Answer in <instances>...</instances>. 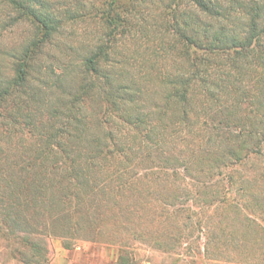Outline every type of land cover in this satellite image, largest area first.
Wrapping results in <instances>:
<instances>
[{
  "label": "trees",
  "instance_id": "16d2710c",
  "mask_svg": "<svg viewBox=\"0 0 264 264\" xmlns=\"http://www.w3.org/2000/svg\"><path fill=\"white\" fill-rule=\"evenodd\" d=\"M75 2L0 0L11 259L47 264V237L85 235L116 264L137 245L181 264H264V0ZM88 19L101 37L61 39Z\"/></svg>",
  "mask_w": 264,
  "mask_h": 264
},
{
  "label": "rangeland",
  "instance_id": "374dc122",
  "mask_svg": "<svg viewBox=\"0 0 264 264\" xmlns=\"http://www.w3.org/2000/svg\"><path fill=\"white\" fill-rule=\"evenodd\" d=\"M75 1L77 0H55L58 5L66 3L71 5L76 3ZM85 1L88 2L89 0ZM27 31L28 26L20 24L4 42L19 41L23 39ZM101 34L102 29L99 23L96 20L88 19L67 25L61 39L67 40L80 49L82 44L93 42L101 37ZM154 35H150L149 39H153ZM106 240L102 237L92 239L82 235L79 239L66 241L69 247L65 248L61 238L47 237L45 239L47 264H116V248L108 245ZM131 257L134 264H181L175 262L176 256L161 253L143 245H137ZM0 264H21L11 259L9 245L2 240H0ZM196 264H200L199 261Z\"/></svg>",
  "mask_w": 264,
  "mask_h": 264
}]
</instances>
